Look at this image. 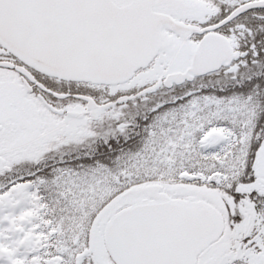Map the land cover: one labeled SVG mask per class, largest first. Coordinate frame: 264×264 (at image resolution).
Listing matches in <instances>:
<instances>
[{"label": "snow or ice", "instance_id": "obj_1", "mask_svg": "<svg viewBox=\"0 0 264 264\" xmlns=\"http://www.w3.org/2000/svg\"><path fill=\"white\" fill-rule=\"evenodd\" d=\"M0 264H264V0H0Z\"/></svg>", "mask_w": 264, "mask_h": 264}]
</instances>
